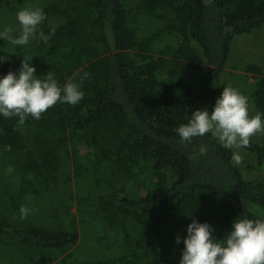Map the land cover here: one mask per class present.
I'll list each match as a JSON object with an SVG mask.
<instances>
[{"label": "trees", "instance_id": "obj_1", "mask_svg": "<svg viewBox=\"0 0 264 264\" xmlns=\"http://www.w3.org/2000/svg\"><path fill=\"white\" fill-rule=\"evenodd\" d=\"M7 1L12 12L13 4L39 1L46 12L59 15L58 24L43 31L47 35L55 29L43 46L49 56L36 68L37 75L51 71L61 84L74 73L77 80L84 72L90 76L76 105L57 103L39 120L29 117L23 125L18 117L0 116V152L14 158L33 191L61 176V148L68 143L99 156L126 186L100 193L94 204L115 223L119 218L138 223L147 257L142 262L137 252L122 250L105 258L69 255L65 264H179L192 219L210 223L214 237L223 239L238 216H264V132L244 147L258 172L248 179L242 171L245 163L234 165L233 150L211 134L187 144L174 131L196 109L211 112L222 91L232 43L264 24V0H140L145 12L161 19L158 29L144 36L130 25L127 0ZM9 45L0 39V56L6 58L0 75L21 66ZM245 71L257 75L250 96L256 113H264L262 70L250 63ZM202 145L207 146L205 154L199 151ZM89 158L78 169L99 180L87 166ZM12 203L14 196L0 190V246L63 250L82 237L74 219L67 227L61 221L56 229L22 218L14 224L9 221ZM177 235L182 237L179 244Z\"/></svg>", "mask_w": 264, "mask_h": 264}, {"label": "rangeland", "instance_id": "obj_2", "mask_svg": "<svg viewBox=\"0 0 264 264\" xmlns=\"http://www.w3.org/2000/svg\"><path fill=\"white\" fill-rule=\"evenodd\" d=\"M28 4L27 6L13 4L14 12H12L11 3L7 0H0V17H2L0 31L5 26H13L17 32L19 31V24L16 20V13L19 9L23 7H40L43 9L39 1ZM125 4L132 20L130 25L138 28L139 36L150 34V32L158 29L161 19L145 12L140 6V0H127ZM44 12L46 19L39 26L40 31H44L50 26H56L60 20L58 14L45 10ZM4 41L10 44V54H14L18 62L21 63L23 56L33 57L32 63L37 69L46 63L49 56L45 53L46 50H43L45 42L39 39H34L29 45L23 47L14 46L7 39ZM250 63L260 66L262 71L258 76L264 75V24L250 33L235 38L232 43L230 60L223 71L222 90L224 86L229 84L238 88L248 97L250 113L254 115L256 111L250 92L257 75L245 71L246 66ZM35 130L37 129L34 127L28 137H31ZM261 134L253 135L250 140H258ZM61 149L63 156L61 162L63 168L61 172L59 171L61 176L57 177L55 182L51 181L50 184L45 187L41 186L36 191L31 190L23 181V169L18 167L14 158L0 152V170H2L0 190H7L14 196V203L12 204L15 205V211L9 219L12 223H22L18 220H21L19 209L23 205L30 209V214L23 218L25 223L56 229L59 228L61 221L64 222L62 225L67 227L68 222L74 219L77 223V230L82 233V237L74 245L63 250L44 251L15 245L0 246V264H65L69 255L81 257L82 254L88 258H105L107 254L119 255L122 250H126V253L135 251L142 262L146 261L147 257L139 236V234L141 235L139 224L133 225L129 218L130 221L126 218H119L117 219L118 223H115L94 204L97 195L123 188L126 186V180L118 178L111 165L99 161V156L88 151L86 147L78 145L75 149L71 142ZM232 150L239 152L242 158L241 162L245 163L242 168L245 177L248 179L256 178L257 165L252 155L244 147L233 148ZM87 155L91 156L87 166L97 171L100 176L99 180H95L90 173L84 176L78 169L86 167L84 157ZM66 178H69L70 181L66 182ZM100 234H107L108 237L105 239V237L98 236ZM95 235V240H91V237ZM103 239H105L104 243Z\"/></svg>", "mask_w": 264, "mask_h": 264}, {"label": "clouds", "instance_id": "obj_3", "mask_svg": "<svg viewBox=\"0 0 264 264\" xmlns=\"http://www.w3.org/2000/svg\"><path fill=\"white\" fill-rule=\"evenodd\" d=\"M46 14L40 7H23L16 13L19 31L13 26H5L0 31V39H7L14 46H27L34 39L47 43L55 29L46 35L39 30ZM6 58L0 56V63ZM33 57L23 56L18 71L0 75V116L18 117L23 125L31 117L39 120L43 113L57 103L78 104L84 98L82 83L90 73L84 72L77 80L74 73L61 84L55 74L48 71L37 75L32 63ZM179 141L190 144L197 137L211 134L225 149L243 148L250 138L264 132V113H250L248 97L238 88L224 86L211 112L207 107L198 108L189 115L187 123L175 128ZM207 152V146L199 149ZM239 152H232V163L241 162ZM21 218L30 214V209L21 206ZM215 228L208 222L192 219L187 225V235L183 237L184 248L179 264H264V216L250 218L238 216L223 239L213 235ZM176 243L182 237L177 235Z\"/></svg>", "mask_w": 264, "mask_h": 264}]
</instances>
